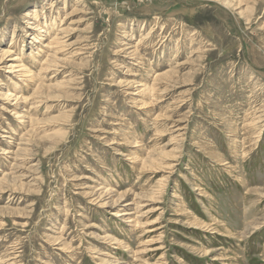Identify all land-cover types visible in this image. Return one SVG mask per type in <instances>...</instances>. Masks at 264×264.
I'll use <instances>...</instances> for the list:
<instances>
[{"label": "rangeland", "instance_id": "obj_1", "mask_svg": "<svg viewBox=\"0 0 264 264\" xmlns=\"http://www.w3.org/2000/svg\"><path fill=\"white\" fill-rule=\"evenodd\" d=\"M0 264H264V0H0Z\"/></svg>", "mask_w": 264, "mask_h": 264}, {"label": "bare ground", "instance_id": "obj_2", "mask_svg": "<svg viewBox=\"0 0 264 264\" xmlns=\"http://www.w3.org/2000/svg\"><path fill=\"white\" fill-rule=\"evenodd\" d=\"M43 46H44V45H43ZM46 46H49V45H46ZM15 63H17V62H15ZM13 67H16V68H17V71H21V70H23V69H20V65H14ZM125 213H126V212H124V213H122V214L125 215Z\"/></svg>", "mask_w": 264, "mask_h": 264}]
</instances>
